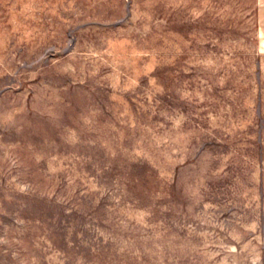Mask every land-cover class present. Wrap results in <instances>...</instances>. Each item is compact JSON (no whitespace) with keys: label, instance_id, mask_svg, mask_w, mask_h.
I'll return each mask as SVG.
<instances>
[{"label":"rangeland","instance_id":"374dc122","mask_svg":"<svg viewBox=\"0 0 264 264\" xmlns=\"http://www.w3.org/2000/svg\"><path fill=\"white\" fill-rule=\"evenodd\" d=\"M262 0H0V264H264Z\"/></svg>","mask_w":264,"mask_h":264},{"label":"crops","instance_id":"0c3cea01","mask_svg":"<svg viewBox=\"0 0 264 264\" xmlns=\"http://www.w3.org/2000/svg\"><path fill=\"white\" fill-rule=\"evenodd\" d=\"M263 2V6H262V19H263V23H264V0H262Z\"/></svg>","mask_w":264,"mask_h":264}]
</instances>
